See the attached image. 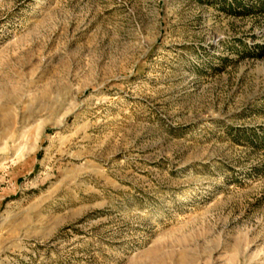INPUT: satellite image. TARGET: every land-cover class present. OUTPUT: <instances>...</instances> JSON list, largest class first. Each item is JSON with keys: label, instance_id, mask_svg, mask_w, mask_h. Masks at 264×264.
Here are the masks:
<instances>
[{"label": "rangeland", "instance_id": "1", "mask_svg": "<svg viewBox=\"0 0 264 264\" xmlns=\"http://www.w3.org/2000/svg\"><path fill=\"white\" fill-rule=\"evenodd\" d=\"M0 264H264V14L0 0Z\"/></svg>", "mask_w": 264, "mask_h": 264}, {"label": "trees", "instance_id": "2", "mask_svg": "<svg viewBox=\"0 0 264 264\" xmlns=\"http://www.w3.org/2000/svg\"><path fill=\"white\" fill-rule=\"evenodd\" d=\"M232 1L234 3V8L245 11L246 13L259 11L264 14V0H257L250 7H247V5H245L242 0H232Z\"/></svg>", "mask_w": 264, "mask_h": 264}]
</instances>
